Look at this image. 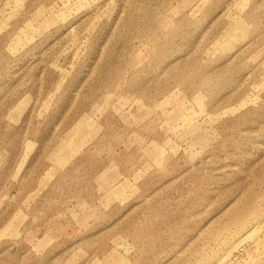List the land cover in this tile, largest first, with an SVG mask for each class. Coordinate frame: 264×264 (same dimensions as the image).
I'll list each match as a JSON object with an SVG mask.
<instances>
[{
    "label": "rangeland",
    "instance_id": "obj_1",
    "mask_svg": "<svg viewBox=\"0 0 264 264\" xmlns=\"http://www.w3.org/2000/svg\"><path fill=\"white\" fill-rule=\"evenodd\" d=\"M0 264H264V0H0Z\"/></svg>",
    "mask_w": 264,
    "mask_h": 264
}]
</instances>
